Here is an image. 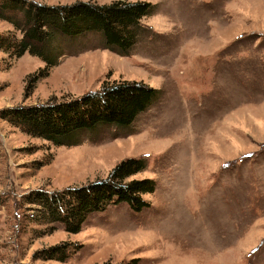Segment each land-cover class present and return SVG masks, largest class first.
<instances>
[{"label": "rangeland", "instance_id": "rangeland-1", "mask_svg": "<svg viewBox=\"0 0 264 264\" xmlns=\"http://www.w3.org/2000/svg\"><path fill=\"white\" fill-rule=\"evenodd\" d=\"M146 1L157 10L142 19L150 30L128 55L88 35L78 41L83 49L35 80L39 58L0 51V109L78 96L105 81L162 91L130 133L103 127L74 146L0 118V264H264V0ZM127 157L147 161L131 178L156 181L141 212L109 205L75 234L31 220L35 212L21 199L29 190L104 178ZM61 242L71 243L65 261L33 258Z\"/></svg>", "mask_w": 264, "mask_h": 264}, {"label": "trees", "instance_id": "trees-1", "mask_svg": "<svg viewBox=\"0 0 264 264\" xmlns=\"http://www.w3.org/2000/svg\"><path fill=\"white\" fill-rule=\"evenodd\" d=\"M156 10L157 3L146 0H76L67 4L0 0V20L13 27L12 31L0 32V51L12 57L28 53L39 58L44 66L36 80L45 76L65 54L83 49L78 41L88 35H95L101 47L128 55L150 30L142 19ZM31 90L32 86L27 87L25 94ZM161 94L160 89L142 81H105L99 89L78 96L50 97L40 103L3 107L0 118L30 136L58 146H74L87 138L94 140L103 127L114 129L115 136L130 133L134 121ZM146 166L143 157H127L104 178L60 190L32 189L21 199L35 212L32 221L61 224L66 232L75 234L91 213L109 205L124 203L134 212L147 208L150 203L143 195L154 192L156 181L151 177L131 178ZM70 250L71 243L61 242L38 249L32 256L63 262ZM138 263L139 258H132L112 264Z\"/></svg>", "mask_w": 264, "mask_h": 264}]
</instances>
